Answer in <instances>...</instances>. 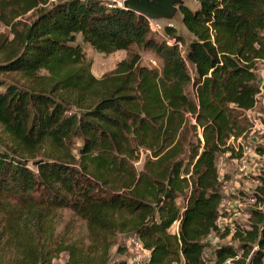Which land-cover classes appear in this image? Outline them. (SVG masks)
I'll use <instances>...</instances> for the list:
<instances>
[{
	"label": "trees",
	"instance_id": "1",
	"mask_svg": "<svg viewBox=\"0 0 264 264\" xmlns=\"http://www.w3.org/2000/svg\"><path fill=\"white\" fill-rule=\"evenodd\" d=\"M195 1L178 8L185 43L168 26L155 40L148 19L102 0H19L18 15H30L0 42V235L12 264H54L62 253L65 264H128L119 236L139 241L141 264H205L208 234H230L218 225L216 160L232 153L227 142L246 130L259 92L264 0ZM77 37L127 56L96 78ZM133 46L152 49L160 69L140 65ZM65 210L85 240L42 234ZM231 239L237 249L215 246L213 264H264V211Z\"/></svg>",
	"mask_w": 264,
	"mask_h": 264
},
{
	"label": "rangeland",
	"instance_id": "2",
	"mask_svg": "<svg viewBox=\"0 0 264 264\" xmlns=\"http://www.w3.org/2000/svg\"><path fill=\"white\" fill-rule=\"evenodd\" d=\"M41 3L44 5L55 1V0H40ZM107 4H116L118 6H121L122 0H116V3H113L112 0H102ZM183 2V5H186L190 9L197 8V3L195 0H181ZM19 0H0V42L4 41L1 40L5 38L8 40L11 38V34L9 33L10 26H8L9 23L16 20H25L30 15V12H27L22 15H18V4ZM40 3V4H41ZM159 23L165 25L167 22L170 21V24L172 23L175 33L182 37V39L185 41V43L189 42L191 39V36L188 34L186 29L184 28L182 22H181V15L179 11L177 10L174 14L173 18L171 20H164L160 19L158 20ZM162 30L161 31H155L153 34V38L157 41L163 40L162 36ZM77 43H79L82 52L87 60L91 62V68L90 72L91 74L96 77L100 78L104 74L108 73L109 71L113 70L116 66V64L126 58L127 52L126 51H116L114 53L104 55L101 53L95 52L89 45L84 44L81 42L80 37H77ZM132 53H137L140 56V65L146 66L148 68L153 69H160L161 67V60L156 55V53L152 49H142L138 48L136 46H133L130 50ZM2 50H0V58H1ZM257 78L259 80L260 74L264 73V64H258L257 65ZM189 93L190 88L188 89ZM4 134L2 133L0 129V139L4 140ZM248 141V138L244 139V144H246ZM260 148V147H259ZM145 154L141 153L140 158L137 160V162L134 163V167L139 170L142 167V164L144 162ZM216 166L219 174V178H221V185H222V195L225 199L223 202L222 210L226 214L224 217L225 222L224 224L227 225H234L238 229L245 228L244 226H247V222L249 219H247L243 214L240 215H234L235 209L237 208L236 201L244 202L243 198H246V195L249 194L248 191H246L247 187L251 186L253 188L254 184L252 183V177L249 175V178H241V179H233L232 175V161L231 156L227 157V154H220L217 157L216 160ZM223 168V169H222ZM226 177V178H225ZM248 183V184H247ZM249 185V186H248ZM255 190L252 189L251 192ZM237 191V192H236ZM182 198L177 199V204L182 207ZM240 210V213L246 212L244 210ZM47 225H44L42 228V234L43 229L49 228L50 236H52L53 239L57 240H76V241H82L85 240L86 232L84 229L83 223L78 220L75 216L72 215L71 212L65 210V211H59L56 212L53 217ZM46 222V223H47ZM33 225H31V228ZM173 233H175V226L170 229ZM35 231V229H34ZM234 230L231 231V233L224 239H220L218 236L213 235L210 239H208L209 245L205 249L204 259L205 264H213L214 262V247L219 244H232L235 249H237L238 241L237 239H231V236L234 234ZM43 236V235H42ZM131 239V238H130ZM130 239H127L126 237L119 236L118 237V243L120 246L125 248V254L123 258L127 261L128 264H139L143 261L145 257V252L141 249L137 248L134 244L130 242ZM6 239L4 236L0 235V264H12V249L7 247L6 245ZM240 251V250H238ZM112 257L118 258V256L115 253V248L112 249ZM67 259V255L65 253L60 254L56 259L53 260L54 264H65ZM231 259H228L226 261V264H231Z\"/></svg>",
	"mask_w": 264,
	"mask_h": 264
},
{
	"label": "built area",
	"instance_id": "3",
	"mask_svg": "<svg viewBox=\"0 0 264 264\" xmlns=\"http://www.w3.org/2000/svg\"><path fill=\"white\" fill-rule=\"evenodd\" d=\"M113 3H116V0H112ZM123 1V0H122ZM112 5V3H111ZM149 27L153 31H161L165 26L173 27L170 21L167 22L165 25L159 23L158 20H148ZM174 40H170L168 44H172ZM178 47L180 48L181 45L179 44ZM264 64V59L260 60L258 64ZM257 64V65H258ZM259 92L255 96V104L252 109H249L245 112L244 116L248 122L246 130L237 138L231 137L227 144L230 145L232 153H224L228 156H231L232 161V175L233 179H241V178H249V175L252 177V183L254 184L253 188L251 186L247 187L246 191L249 194L246 195L245 203L238 202L237 208L235 209L234 215L243 214L247 219L250 220L251 214L253 212H263L264 211V198L258 197L255 194V190L258 186L261 185L260 178L264 175V73L260 74L259 77ZM248 138L246 144H244V139ZM260 147V148H259ZM222 180L221 178H219ZM248 184V183H247ZM252 189H255L251 192ZM237 192V191H236ZM225 201L224 197L222 198L220 206H223V202ZM244 210L246 212L240 213V210ZM225 219L224 217H220L218 219V225L221 229L227 224H224ZM249 222V221H248ZM247 222V224H248ZM179 225V220L173 223L175 226V231L177 232ZM230 233L234 230V232L238 229L234 225H227ZM245 228H240L243 230L248 229V225L244 226ZM214 234H208V239H210ZM130 242L134 244L137 248L141 249L142 251L146 252L142 249L141 244L138 240L131 238ZM242 251H237L234 259H238L241 257ZM232 260V259H231ZM142 263V262H141ZM139 263V264H141Z\"/></svg>",
	"mask_w": 264,
	"mask_h": 264
},
{
	"label": "water",
	"instance_id": "4",
	"mask_svg": "<svg viewBox=\"0 0 264 264\" xmlns=\"http://www.w3.org/2000/svg\"><path fill=\"white\" fill-rule=\"evenodd\" d=\"M181 0H123L121 7L131 10L148 20H171L182 6Z\"/></svg>",
	"mask_w": 264,
	"mask_h": 264
},
{
	"label": "crops",
	"instance_id": "5",
	"mask_svg": "<svg viewBox=\"0 0 264 264\" xmlns=\"http://www.w3.org/2000/svg\"><path fill=\"white\" fill-rule=\"evenodd\" d=\"M223 169V168H222ZM226 178V177H225ZM145 253H147V252H145ZM145 256H146V254H145Z\"/></svg>",
	"mask_w": 264,
	"mask_h": 264
}]
</instances>
